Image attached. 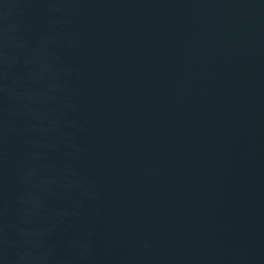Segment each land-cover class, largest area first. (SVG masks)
Returning a JSON list of instances; mask_svg holds the SVG:
<instances>
[{"label":"water","instance_id":"obj_1","mask_svg":"<svg viewBox=\"0 0 264 264\" xmlns=\"http://www.w3.org/2000/svg\"><path fill=\"white\" fill-rule=\"evenodd\" d=\"M0 264H264V0H0Z\"/></svg>","mask_w":264,"mask_h":264}]
</instances>
